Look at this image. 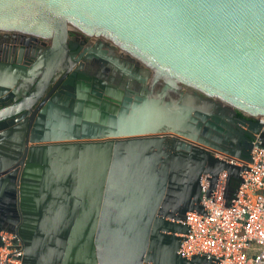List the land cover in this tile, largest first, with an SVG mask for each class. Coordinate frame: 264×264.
Returning a JSON list of instances; mask_svg holds the SVG:
<instances>
[{
  "label": "water",
  "instance_id": "1",
  "mask_svg": "<svg viewBox=\"0 0 264 264\" xmlns=\"http://www.w3.org/2000/svg\"><path fill=\"white\" fill-rule=\"evenodd\" d=\"M0 30L53 38L28 69L0 63V103L18 94L0 108V231L21 264L205 261L177 253L186 213L205 214L201 176L208 198L226 172L228 204L247 169L228 160L264 147V0H0ZM69 30L128 52L150 85L101 97L79 76L29 115Z\"/></svg>",
  "mask_w": 264,
  "mask_h": 264
},
{
  "label": "built area",
  "instance_id": "2",
  "mask_svg": "<svg viewBox=\"0 0 264 264\" xmlns=\"http://www.w3.org/2000/svg\"><path fill=\"white\" fill-rule=\"evenodd\" d=\"M257 119L264 124V117ZM250 161L230 158L247 169L239 172L240 180L226 203V172L217 175L215 188L208 198L209 174L201 176V204L205 214L187 212L186 233L177 253L186 259L205 257L200 264H264V147L252 141ZM0 264H21L23 246L16 233L0 231ZM141 264H149L142 262Z\"/></svg>",
  "mask_w": 264,
  "mask_h": 264
},
{
  "label": "flooded vegetation",
  "instance_id": "3",
  "mask_svg": "<svg viewBox=\"0 0 264 264\" xmlns=\"http://www.w3.org/2000/svg\"><path fill=\"white\" fill-rule=\"evenodd\" d=\"M53 38L51 36H39L19 31L0 30V63L18 65L27 69L37 62L44 51L51 47ZM68 53L63 58V64L55 69L52 79L44 89L42 95L33 104L29 113L34 117L46 105L57 92L62 99L72 97L67 94L69 89L74 88L79 76L91 79V89L99 92L102 96H108L107 90L112 93H134L146 89L150 82L141 80L138 76L145 77L148 70L136 59H131L128 52L114 46L107 39L86 34L76 30H69L66 38ZM44 68L39 69L40 78ZM73 79V83L69 80ZM161 81L157 78L156 82ZM35 83L31 86V88ZM69 87V89H68ZM31 88H28L29 91ZM23 87L19 88L21 90ZM17 93L0 103V108L12 104L17 100ZM33 117V119H35ZM252 141V140H251ZM251 148L247 149L248 154Z\"/></svg>",
  "mask_w": 264,
  "mask_h": 264
}]
</instances>
